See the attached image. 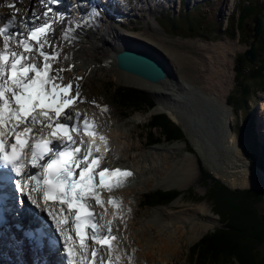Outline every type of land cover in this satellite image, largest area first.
I'll use <instances>...</instances> for the list:
<instances>
[{"label": "snow or ice", "instance_id": "1", "mask_svg": "<svg viewBox=\"0 0 264 264\" xmlns=\"http://www.w3.org/2000/svg\"><path fill=\"white\" fill-rule=\"evenodd\" d=\"M58 2L39 0L45 7ZM3 6L13 11L6 19L0 17V169L18 177L15 189L46 212L61 238L67 264H118L121 257L113 255L118 237L110 221L107 232L101 230L104 225L89 210V201L103 207L101 193L123 187L132 173L101 168L103 155H94L102 153L100 145L91 141L82 151L83 139L77 145L70 135L81 127L90 137L98 133L86 116L81 120L79 111H71L84 102V78L63 83V73L74 65L56 66L61 64V53L52 38L57 21L30 26L21 19L23 27H19L16 14L22 9L11 0L0 4ZM51 11L48 8L43 16ZM32 17L40 19L35 12ZM59 22H63L62 14ZM73 31L62 29L61 39L70 40ZM99 139L107 152V138ZM29 169L38 171L30 173ZM108 203L119 208L114 198ZM128 259L131 264L132 257Z\"/></svg>", "mask_w": 264, "mask_h": 264}, {"label": "rangeland", "instance_id": "2", "mask_svg": "<svg viewBox=\"0 0 264 264\" xmlns=\"http://www.w3.org/2000/svg\"><path fill=\"white\" fill-rule=\"evenodd\" d=\"M146 1L148 3L144 0H141L138 3L137 10L135 9L130 11L129 9H127L125 10L127 13H121V11L119 10V12L116 13V11L115 18L118 20V22H113V24H119V26H117L118 28L121 27L131 34L143 33L144 31H146L152 34L166 37L167 40H169L170 45H176L175 47L179 49L181 53L185 52L186 55L195 59L197 63H200V61H204L203 58L205 53L199 48H202L206 44L227 43L233 46L234 55H231V60L233 61L234 81L231 89L227 94L226 104L219 107L215 103L207 100L201 95L199 89L194 87H186L181 81L179 75H177V71H172V73L168 72L167 75H165L161 80L155 83V86L158 87L154 90L156 94L154 93L153 95H150L140 90L147 96V99L149 98L152 101L153 107L151 109H148L149 106L146 104H138V107H136V105L133 106L132 101L136 100L134 98H130L131 100L129 99L127 103L124 104V106L116 104L115 101H113L112 96L114 94V91H116L117 89L131 88L137 91L139 90L134 87L119 85L116 83L115 77L109 76L108 78L106 77L107 79H103L104 81L101 80L100 82L95 84L92 88L89 87L88 89L84 90V102L80 103L81 106L79 105V109L81 110L79 111L90 114L91 116L96 118L98 124L100 125V130L102 131L103 136L106 138L107 136H110L112 134V131H114L115 129H118V132L124 131L127 134H125L126 137L124 136V140L121 139L123 143H118L119 146L117 145L118 147L116 146V148L114 149L110 147V143L107 142V145L109 147L107 146L108 151L104 153V158L109 159V161H114L116 160V158H119L118 161H122L123 159V161H126L127 158H139L142 156V154H147L148 156L153 154L151 155L152 158L154 156H157L154 161L158 162L157 165L160 166L159 164H164L163 162L165 156L169 157V160L173 163V161H177L178 158L181 157L182 151L183 153L192 155L193 164H195V179L193 184L183 189L182 191L177 189H154L157 191H176L174 193L175 195H173V197H171V199H169L164 204L149 206L152 204L142 201L141 205L139 204V201L144 199V196H142V194L148 195L147 193H150L151 190H141V193H136L130 190V186L126 187L125 185V187L114 189L113 191L108 192V194L116 197L117 200H119L120 209L118 208L116 211L114 210V212H119L121 214V217L126 219L124 221V229L129 226L130 228L133 227V231H136V227L140 224L144 225L146 223V221L143 222V220L150 219L149 216L151 215H149L148 213H150L151 210H153V213L154 210H157L162 214L163 210H179V208L174 206L171 208V204L175 203L176 201H179L183 207L204 203L205 207L207 209L209 208V212L204 215V220L214 221L215 224L211 229L206 230V232L204 231L198 237L199 239L205 233L212 232L215 228H218L220 226V221L218 215L212 212L211 201L206 197V190L208 188V185L210 184V179H206L205 181L201 179L200 172L196 163V158L199 160L200 165L206 171H208L211 177L220 181L230 189L249 188L262 191V198L255 203L256 209L261 214H264V192L258 187L242 185L240 183V180L238 179H236L238 184L232 185L231 179H233V176L235 175L232 176L226 174L225 176H223L221 174L220 177V173L219 175L213 173L206 165H204L203 158L197 152L193 143L190 141L187 133L184 131L181 125L173 122L165 112L159 110L161 106H159L158 104L160 102H166L167 99H169L171 102H174L178 110H180V115L183 118L184 122H187L189 133L193 137L198 139L201 147L203 148V151L207 154L209 160L212 161V163L217 162L221 164V166H224L225 164L231 162L232 151H227L225 149L223 137L224 134L230 130V128H228L230 126L237 141L238 150L240 153L239 159L242 162H251L249 157L244 156V154L247 152V145L248 143H250V135L247 131V129H250V127L252 133H254L256 136L254 140L258 144L260 152H263L264 154V84L262 86H258V78H250L249 75L251 69H256L257 67H260L262 64H264V48H259L260 46L262 47V44L261 42H259V40H257V38L254 40V46L258 48L256 60L252 63H248L246 60H244L246 63V65H243L244 70L241 71L239 75H236L238 67L241 68L242 65L240 60V57H243L242 51L248 47V45L246 44H248L252 40V19L254 18V15L256 13L260 14L264 18V0H186L187 7H190L195 2H198L197 4L201 6L200 8L206 12L207 16L210 19H212L214 27L211 29V31L205 35L199 36H182L167 31L164 32L161 27H158L157 25H154V23H152L151 17H156V13H158V10H160L161 7L166 6L171 10V13H176V11L180 9H178L179 0ZM118 2L117 4L119 5H117V8H119L120 6H123V8L125 7L121 2ZM242 4L246 6H253L254 10H252V12H250L246 17L242 19L241 29H237L236 27L234 28L236 20L235 12L236 8H238V6ZM112 8H114V6ZM231 16L233 19L231 18ZM103 20L104 18L101 17L100 22H103ZM84 28L86 31H96V33L98 31L93 25H85ZM261 30L264 31V22ZM166 60L168 59L166 58ZM171 69L173 68L170 65V70ZM262 70L264 75V68ZM237 77L241 78L242 82L245 85L244 88L247 91V100L245 101V103L243 102L244 104L242 103V106L239 109L236 110L235 107L228 106V101L233 106L232 103H234V97H238L240 95L239 92L243 90V87H241L237 82ZM168 87H171L174 90H167L166 88ZM175 93L176 95L184 93L183 99L176 101V98L178 96L175 97ZM93 101H95V103H93ZM105 107L107 108V111L102 110ZM153 110V113L165 114V116H167L172 123L178 125L181 128L180 130L183 134V138H164V135L160 132L161 130L159 127H148L149 114ZM139 115L141 117H144L145 121L143 123L136 124L133 121V118ZM118 139L120 138L116 134H112L110 137L112 145H114V143L117 142ZM153 139L155 140L153 141V143H151L152 145H147L146 140L152 141ZM174 143H183L184 148H181L180 145ZM243 152L245 153L243 154ZM148 156L146 157L151 162ZM114 226L118 235L116 255L121 257L120 247L123 246L122 253H124L123 251H126V248L124 249V246L128 247V240H124L126 242V245H123V240L120 239L122 237L121 235L123 234L122 224L119 221H114ZM198 239L190 245L179 247L180 251L176 256L177 258L175 257L173 260H171V262L168 261L165 264H193L191 257L188 254V248L191 245H194L198 241ZM255 250L259 255L264 254V242L260 243ZM193 252L191 253L190 251V255L192 257H194L196 251L193 250ZM144 261L145 259L142 257L139 260V264H144ZM163 261L155 263L162 264ZM120 263L121 262H119V264ZM134 264H137V262H134ZM224 264H236V262L234 259H231L229 263L225 262Z\"/></svg>", "mask_w": 264, "mask_h": 264}, {"label": "bare ground", "instance_id": "3", "mask_svg": "<svg viewBox=\"0 0 264 264\" xmlns=\"http://www.w3.org/2000/svg\"><path fill=\"white\" fill-rule=\"evenodd\" d=\"M116 1L117 0H106L108 3H102L101 1L94 0L93 4H91L88 0H79L78 7L81 13L70 15L66 21V28H72L74 30L70 40L61 39L62 29H66L63 28V23L59 22L53 25L55 32L52 38L58 46L61 55H70L72 56L71 59H74V57H79L80 59L78 63L70 60L74 65L72 71L76 70V75L84 78L82 81V93L89 87L92 88L101 80L113 76L116 78V83L119 85L134 87L150 95L156 94L154 91L155 88H158L155 86L156 82L142 79V77L138 75L125 72L114 66L115 60H113V57L115 53L128 49L155 55L164 65V76L167 75L168 72L172 73V71H177V75H179L186 87L199 89L204 98L215 103L219 107L226 104L227 94L234 81L233 61L231 60V55H234V48L232 45L227 43L206 44L203 46L204 48H199L205 53L203 58L204 61L197 63L195 59L186 55L185 52L181 53L179 49L175 47L176 45H170L166 37L146 31L143 33L131 34L121 27L118 28L117 26H119V24L114 25L113 22H117L114 19L115 12L123 10V6L117 8V5H114L117 4ZM118 1H126L127 4L122 3V5L132 11L135 9L137 10L138 3L141 0ZM11 2L15 3L16 7L22 9L21 12L16 14L18 16L17 24L19 27L22 25L20 22L21 19L23 20L26 16H31L32 11L39 9L41 6L39 0H11ZM100 2L103 5L100 4ZM0 4H5V0H0ZM113 6L114 8H112ZM76 10L77 11H74L79 13L78 8H76ZM93 10L99 14H94ZM12 11L13 10L7 6L0 7V17L7 18ZM101 17L104 18L103 22H100ZM262 21L264 22L263 17ZM88 24L93 25L98 30L97 33L96 31H86L84 26ZM166 58L168 60H166ZM68 65L69 62L64 61L63 66L67 67ZM170 65L173 68L171 70ZM166 89L170 91L174 90L171 87ZM183 94L184 93H180L176 95L175 93V97L178 96L176 101L182 100L184 97ZM79 105L81 106L80 103H77L71 111L73 110L72 112H75L76 108L79 109ZM158 105L161 106L159 110L165 112L173 122L181 125L195 149L203 158L204 165L213 173L216 175L220 173V177L221 174L223 176L226 174L235 175L233 176L234 178L231 179L232 185L238 184L236 180L238 179L242 185L258 187L264 192V173L257 170L249 162H242L239 159L240 153L238 144L231 130V126L228 127L227 125L230 130L225 133L223 137L225 149L227 151H232V159L230 163L221 166V164L217 162L212 163V161L209 160L198 139L189 133L187 122H184L180 115L181 112L174 102L167 99L166 102H160ZM153 112L154 110L151 113ZM133 121L138 124L143 123L145 119L139 115L134 117ZM115 130L112 131V134H116L120 139H118L114 145H112V141L110 140L112 134L110 133L111 135L107 136V142L110 143L109 145L113 149L116 148L117 145L119 146L118 143H123L121 139L124 140L126 134L124 131L118 132V129ZM174 144L180 145L181 148L183 147V143ZM104 153L105 152H103V154ZM151 155L142 154V158H127L126 161H123L124 159L118 161L119 158H116V160L110 161V163L111 165H120L123 163L130 164L129 166L133 171L135 169V173L128 177V180L126 179L125 182L129 183H125V186H130V190L136 193H141V190L148 191L156 188L177 189L182 191L194 183L195 164H193L192 155L183 153L182 151L181 157L178 158L177 161H173V163L169 160V157L165 156L164 164H159L160 166L157 165L158 162L154 161L157 156L152 158ZM146 156L150 158L151 162ZM173 206L179 208V210L169 209V211H164L162 209L163 214L157 210H154L153 213V210H151V212L148 213L151 215L149 216L150 219L143 220V222L146 221V223L137 226L136 231L132 230L133 227L130 228L129 226H125L126 228L123 234L125 237L124 240H128V247L124 246V249L126 248V251H123L125 258H123L124 260L120 264H129V257H132L131 264H134V262L139 264V260L142 257L145 259L144 264H156L155 262L163 260L162 264L168 261L171 262L180 251L179 247L192 244L204 231L206 232V230L211 229L215 224L214 221L204 220V215L209 212V208L207 209L204 203L183 207L179 201H176L171 204V208ZM111 210L112 213H115L114 210L116 211L114 208H111ZM120 239H122V237ZM125 243L124 241V245H126Z\"/></svg>", "mask_w": 264, "mask_h": 264}, {"label": "trees", "instance_id": "4", "mask_svg": "<svg viewBox=\"0 0 264 264\" xmlns=\"http://www.w3.org/2000/svg\"><path fill=\"white\" fill-rule=\"evenodd\" d=\"M239 6L235 12L236 20L234 28L236 27L237 29H241L242 19L254 10L251 5L246 6L242 4ZM200 7L198 4L193 7H187L182 0L181 8L176 13H171L167 8L162 10L158 24L164 32L167 31L182 36L205 35L214 26L212 19ZM257 40L262 44V47L260 46L259 48L263 49V30H261ZM255 51L258 54V48L255 47ZM240 60L242 65L241 68L238 67L236 75H239L244 70L243 65H246L244 57H240ZM263 68L264 64L250 70V78L257 77L258 86L264 84ZM237 82L243 87V90L239 92L240 95L238 97H234L233 106L228 101V106L235 107L236 110L247 100V91L241 78H238ZM112 97L116 104L123 106L130 98L136 99L132 101L133 106L136 105V107L139 106L138 104L153 105L152 101L149 98L147 99L145 94L131 88H119L114 91ZM155 126L160 128V132L164 135V138H183L180 127L172 123L165 114L154 113L149 116L148 127ZM247 131L250 135V143L247 145V152H243V154L245 153L244 156L250 158V163L264 172V154L260 152L258 144L254 140L255 134L252 133L251 127ZM154 140H146V142L147 144H151ZM196 163L201 179L204 181L210 179V184L206 190V197L211 201L212 212L218 215L220 226L212 232L202 235L194 245L188 248V254L191 257L192 263L224 264L234 259L236 264H264V254L259 255L255 250L260 243L264 242V214L259 213L255 207V203L262 198V191L249 188L230 189L211 177L208 171L200 165L197 158ZM175 192V190H155L147 193L148 195H144L142 201L152 205L164 204L175 195ZM193 250L196 251L194 257L190 255V251L192 253Z\"/></svg>", "mask_w": 264, "mask_h": 264}, {"label": "water", "instance_id": "5", "mask_svg": "<svg viewBox=\"0 0 264 264\" xmlns=\"http://www.w3.org/2000/svg\"><path fill=\"white\" fill-rule=\"evenodd\" d=\"M252 22V40L246 44L248 47L242 51V55L248 63H252L256 60L257 53L254 48V40L263 27L262 16L256 13ZM114 60V64L117 68L138 75L142 77V79L157 82L164 77L163 63L151 53L125 49L116 52Z\"/></svg>", "mask_w": 264, "mask_h": 264}]
</instances>
